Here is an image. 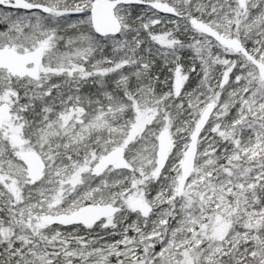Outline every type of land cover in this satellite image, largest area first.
Here are the masks:
<instances>
[{
    "label": "snow or ice",
    "instance_id": "snow-or-ice-1",
    "mask_svg": "<svg viewBox=\"0 0 264 264\" xmlns=\"http://www.w3.org/2000/svg\"><path fill=\"white\" fill-rule=\"evenodd\" d=\"M0 264H264V0H0Z\"/></svg>",
    "mask_w": 264,
    "mask_h": 264
}]
</instances>
